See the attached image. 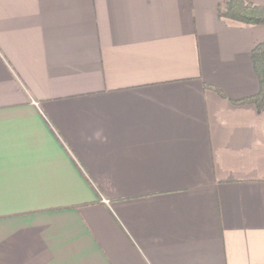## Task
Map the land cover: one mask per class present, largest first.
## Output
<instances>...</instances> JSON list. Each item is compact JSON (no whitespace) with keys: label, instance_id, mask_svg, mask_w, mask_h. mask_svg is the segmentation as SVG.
I'll return each mask as SVG.
<instances>
[{"label":"crops","instance_id":"crops-1","mask_svg":"<svg viewBox=\"0 0 264 264\" xmlns=\"http://www.w3.org/2000/svg\"><path fill=\"white\" fill-rule=\"evenodd\" d=\"M226 1L0 0V264H264V24Z\"/></svg>","mask_w":264,"mask_h":264},{"label":"trees","instance_id":"trees-1","mask_svg":"<svg viewBox=\"0 0 264 264\" xmlns=\"http://www.w3.org/2000/svg\"><path fill=\"white\" fill-rule=\"evenodd\" d=\"M218 12L221 16L244 24H264V7L243 0H227L220 5ZM250 59L258 80V92L236 104L252 103L259 111L264 104V42L257 43L251 50ZM217 92L221 93L218 89Z\"/></svg>","mask_w":264,"mask_h":264}]
</instances>
